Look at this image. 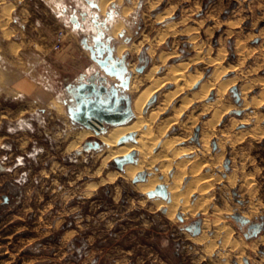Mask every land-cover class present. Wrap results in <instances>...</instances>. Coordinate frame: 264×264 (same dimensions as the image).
<instances>
[{
    "label": "rangeland",
    "instance_id": "374dc122",
    "mask_svg": "<svg viewBox=\"0 0 264 264\" xmlns=\"http://www.w3.org/2000/svg\"><path fill=\"white\" fill-rule=\"evenodd\" d=\"M5 2L13 3L15 9L9 23L0 25V264H264V101L257 103L264 96V0H160L155 7L154 0H116L113 8L118 12L109 20L110 32L119 20L124 24L121 31L126 35L119 44L130 46L123 55L136 65L135 80L153 66L147 53L151 62L142 73L137 70L143 50L154 47L156 61L161 52L175 54L159 67L158 75H164L171 64L202 57L187 70L198 71L200 80L185 87L160 114V120L174 118L185 106L162 139L179 138L173 150L189 149L175 158L168 178L172 181L178 172L177 162L197 156L201 162L205 159L200 168L210 176L208 195L196 191L190 202L206 200L210 219L220 218L218 225L232 231V241L247 244L240 261L238 250L221 247L224 232L216 240L217 247L207 252L217 229L215 225L202 228V213L177 212L169 217L167 207L153 203L158 198L135 188V178L102 181L101 177L119 170L109 161L98 172L103 148H86L83 143L82 148L68 152L69 119L61 101L64 85L90 62L63 10L75 5L93 14L86 0H5L0 9ZM124 7L131 8L127 17L122 16ZM167 10L170 16L158 22L156 17ZM173 22L175 35L169 34L160 44L147 41ZM188 27L197 31L184 33ZM90 29L87 21L85 32ZM60 31L65 37L56 48ZM193 36H197L195 43L190 42ZM141 41L138 52L133 46ZM194 45L200 49H193ZM220 56L219 63L209 62ZM225 83L230 87L219 89ZM147 85L143 83L142 88ZM202 87L210 93L205 94ZM174 88L173 83L163 87L151 107L161 104V94ZM196 92L200 97L195 100ZM137 94L130 93L132 99ZM20 137L25 142L16 156L21 157L23 150L34 153L30 147L36 149L27 159L34 165L32 172L21 178L19 174L26 169L18 166L8 172L2 163L7 141ZM160 149L159 144L154 152ZM134 158H139L138 153ZM37 163L40 168L35 167ZM160 166L158 162L152 171L143 170L145 180L139 182ZM192 167L191 163L185 166L189 172L183 190L194 179ZM10 182L23 190L22 199L11 197V204H4L3 195L14 190L7 186ZM196 222L201 224L200 235L208 236L204 243L194 239L200 236L193 235ZM254 223L260 226L258 231L250 228Z\"/></svg>",
    "mask_w": 264,
    "mask_h": 264
},
{
    "label": "bare ground",
    "instance_id": "6f19581e",
    "mask_svg": "<svg viewBox=\"0 0 264 264\" xmlns=\"http://www.w3.org/2000/svg\"><path fill=\"white\" fill-rule=\"evenodd\" d=\"M1 1H5V0H0V2ZM159 1L160 0H154V2H152V6L155 7V4H157ZM113 2H114V0H99L100 12H106L108 6ZM157 5H159V4H157ZM14 9H15V5L13 3H6L5 2V4L0 9V22H1L0 25L6 26V24L9 23V20L11 18V15H12V12L14 11ZM130 12H131V8L124 7L122 9V16L127 17ZM169 16H170V12L167 10V12H165L163 14H159L156 18H157L158 22H163ZM2 26H1V28H3ZM123 28H124V24L121 20H119L118 23H115L111 29L113 36L115 38H117V36L121 32V29H123ZM182 31L184 33L188 34V33H192L194 31H197V28L188 27ZM158 33H157V35H158ZM171 33H172V36L177 33L176 24L174 22L165 26V28L162 29L161 33L157 36V38L154 37L152 41L149 39L147 41L149 43H151L152 45H155L157 43L160 44V43H163L165 41V39L167 38V36ZM6 34L9 36V32H7ZM190 39H191L190 42L195 43V41L197 40V36H195V37L193 36ZM142 41H141V44L133 46V48L135 50H138V52L141 50V47L143 46ZM199 46L200 45H194V47H192V48L195 50L200 49ZM131 47H132V45H131ZM129 48H130V46L127 44H120L117 48V55L119 57H121L123 55V52L125 50H128ZM18 49H19L18 46L14 47L15 51H17ZM147 53L153 59V66L151 67V69L147 73L146 72L142 73V76H139L140 75L139 74L138 78L136 80L134 79V76H133L131 79V83H130V89H129L130 93H138L136 98H134L132 101V108H133V112H134L133 120L129 123H126V124H118V125H113V126L107 127L106 131H104V132L97 131V128L100 129L98 124H95V126H97V128H95V130H91L88 128H80V127H79L80 129H76V130L74 129L75 131L70 130L67 133V139L68 140L70 139L69 143L67 142V145H66L67 150L69 152V151H72L76 148L79 149V147H81L83 145V143H85L86 141L97 140V141L101 142L103 149L101 152H99L100 153L99 157L101 160V162H100L101 168L100 167L98 168L99 173H101L103 171V168L105 167V165L109 161H113L115 163L117 160L120 161L121 158L130 155L133 151H136L138 153L139 158L136 160L135 163H129V164L125 165L123 170H116V171L108 173L106 176H103L100 178V179H102V181H113L118 177H122L126 180H132L135 177H137V175L142 173L143 170L152 171L153 167L158 162H160L161 166L159 167V171L156 172L154 175L149 176L145 182L136 183L135 188L143 194H148L149 192L154 191L159 185H165L168 192H169V196H170L171 201L166 202L163 199H157V200H154L153 203L158 208L167 207L169 217L175 216V214L177 212H182V213L188 212L192 215H196V213H202L203 216H205L202 228H204L205 230H209V228L212 225H215L216 229H217V234H215L212 237L211 244L208 246L207 252H211L214 248L217 247L216 240L220 236L221 232H224L221 247H223L224 249L229 248L230 252L238 250L237 251V257L238 258L237 259H238V261H240L241 256L245 252V248H246L247 244L246 243H238L237 241H232L231 240L232 231L225 226L221 227L218 225L220 218L210 219V216L208 215V204L209 203H207L206 200L202 201V198H201V200H199V201L197 200L193 204H191V202H190V197L194 192L199 191L200 194L205 195L206 190L208 188V185H209L208 182H209L210 176L206 175V173L202 174L201 168H200V167H202L201 164H202V162H204L205 159L201 162V159L198 158V156H197L196 158H193L190 160H182L180 162H177L176 167L178 169V172H176L174 177L172 176L173 177L172 181H169V178H168L169 172L172 168V165L175 161V158L179 155L189 153L188 152L189 149L181 147L179 149L173 150L174 143L179 141V138H174L173 141L168 140V139L167 140H162V139L167 134L171 125L174 122H176L177 118L180 115H182L185 106L176 111V115L174 116V118L170 117L167 119H161L160 120V114L165 111L167 106L181 92H183V90H185L184 89L185 87H188V88L192 87L194 84L197 83V81L200 80V78L202 76L200 73H198V71L195 73H187V70L190 69V67L192 66L193 63L199 62L202 59V57L200 55H197L195 58H190L187 60H181L177 63L171 64V65L167 66L164 75H158L156 73H157L159 67L161 65L162 66L166 65L168 63V61L170 59H172L175 54L170 53V52H161V54L158 55L159 61H156L155 56H157V54H156V50L154 49V47L150 48L147 51ZM222 57L223 56H220L216 59H211V60H209V62L219 63L221 61ZM130 69L132 70V72H134L136 69V65L131 64ZM217 76H218V74H217ZM5 80H6V78H5ZM5 82H7V81H5ZM230 82L233 84L236 81L231 80ZM143 83H148L147 87L142 88ZM169 83L175 84V88L172 90H167L163 94H161L164 97V101H162L161 104L159 103L156 106L152 105L153 107H151L150 101L156 96V94L159 91H161V89L163 87H165ZM206 85H205V87H206ZM209 85H211V84H209ZM228 86H229V84L225 83V84H222L219 89H223L224 87L226 89ZM202 89H203V92L205 91V94L208 95L209 88L204 89L202 87ZM5 92L7 93V90ZM244 94H246V93H244ZM193 95H194L193 98H195V100L200 97L199 92H196ZM193 98H191V99H193ZM255 101H257V100H255ZM263 101H264V96L260 100H258L257 103H262ZM185 103L186 102H184L183 104H185ZM188 103H190V102H188ZM148 107H151V108H148ZM156 122H158L157 126L155 125ZM185 124H187V123H185ZM154 125L156 126V128L154 127ZM191 128H193V127H191ZM130 134L134 135V141H127V142H123V143L120 142L123 137H127ZM208 138H210V137H208ZM159 144H160L161 152L155 153L154 150L156 149V147ZM170 152H172V153H170ZM221 161H222V159H221ZM207 162H209V161H207ZM187 163H191L193 165L192 169L190 170V173L193 175L194 179L191 182H189V184L183 190L182 189V183H183L185 175H187V173L189 172L185 168ZM206 165H207V163H206ZM157 169H158V167H157ZM160 175L163 176L162 179L159 177ZM91 189H93V188H91ZM207 195L208 194L206 193V196ZM180 215H181V213H180ZM207 238H208L207 234L203 233L202 235L195 237L194 239L198 243H204V242H206ZM263 241H264V239H263ZM254 246H255V244H254ZM250 247H251V245H250ZM228 255L231 256V254H228ZM228 255H226V257Z\"/></svg>",
    "mask_w": 264,
    "mask_h": 264
},
{
    "label": "flooded vegetation",
    "instance_id": "af4514ba",
    "mask_svg": "<svg viewBox=\"0 0 264 264\" xmlns=\"http://www.w3.org/2000/svg\"><path fill=\"white\" fill-rule=\"evenodd\" d=\"M115 1L110 4L109 9L107 8L105 17L101 16L99 1L97 0H86L93 14L86 9H79L75 5H70L69 8L64 7L65 10L63 11L67 14V25L79 35L81 47L88 53L87 58L90 62L84 71L70 78L64 85L65 94L61 101L69 119L66 128L68 127L70 130L86 128L91 123L106 129L113 125L129 123L134 118L133 99L129 91L132 79L131 64L127 55L121 57L117 55L120 37H125L126 32L121 31L119 38H115L110 32L109 20L118 12L113 8ZM87 21L90 22L91 26L89 32H85ZM125 41L128 43L131 42V39L126 37ZM138 59L140 64L137 68L144 67V70L151 62L147 56V50L141 51ZM127 84L128 88L126 87ZM94 119L101 120V124ZM7 132L13 133L9 129ZM7 142L8 144L3 147L6 151V155L2 156V163L5 165L3 169L14 172V168L20 166L19 170L26 169L20 174L18 173L20 178L27 176L28 173L32 172L31 168L34 167L27 162V159L36 154V149L30 147L34 153H27L23 150V155L18 157L16 155L22 149L25 138L20 137ZM11 164L13 165L11 166ZM40 166V163H37L35 167L40 168ZM15 182L20 184L21 180L16 179ZM8 184V187H13L12 182ZM13 188L14 190L9 192L11 195H3L4 204H11V197H15L17 201L22 199L23 190L17 186ZM199 225L196 222L195 228ZM250 228L253 231H258L260 226L254 223L250 225Z\"/></svg>",
    "mask_w": 264,
    "mask_h": 264
},
{
    "label": "water",
    "instance_id": "95a60500",
    "mask_svg": "<svg viewBox=\"0 0 264 264\" xmlns=\"http://www.w3.org/2000/svg\"><path fill=\"white\" fill-rule=\"evenodd\" d=\"M137 70L142 73L144 71V67L137 68ZM126 87L127 88L129 87L128 84L126 85ZM155 101H156V96L150 101V105L152 103H154ZM94 121H96V122L101 124V122H100L101 120L98 121V119H94ZM86 128L91 129V130H95V128H97V126H95L93 123H91V125H87ZM97 131L104 132V131H106V129H104V128L98 129L97 128ZM133 140H134V135L130 134L127 137H123L120 142L123 143V142L133 141ZM85 147L86 148H92V149H100V148H102V144H101V142H99L97 140H95V141H86L85 142ZM136 154H137V152L133 151L130 155L121 158L120 161L117 160L115 162V165L117 166V168L119 170H123L125 165H127L129 163H135L136 162V159L134 158L136 156ZM144 180H145V174L142 172L137 177H135L134 182L138 183L139 181H144ZM148 195L151 198H158V199H163V200H167V201L170 200L169 192H168V190H167L165 185H159L154 191L149 192ZM235 218H236V220L238 222L247 223V220L243 219L240 216H235ZM180 219L181 220L183 219V217L181 215H180ZM188 229H191V227H188ZM201 230L202 229H201V224H200L194 230L193 235L194 236L200 235L201 234Z\"/></svg>",
    "mask_w": 264,
    "mask_h": 264
},
{
    "label": "built area",
    "instance_id": "2783aa9c",
    "mask_svg": "<svg viewBox=\"0 0 264 264\" xmlns=\"http://www.w3.org/2000/svg\"><path fill=\"white\" fill-rule=\"evenodd\" d=\"M64 37H65L64 31H60L57 36V42L55 43L56 48H59L61 46V43Z\"/></svg>",
    "mask_w": 264,
    "mask_h": 264
}]
</instances>
